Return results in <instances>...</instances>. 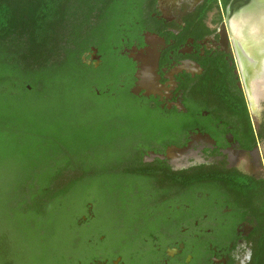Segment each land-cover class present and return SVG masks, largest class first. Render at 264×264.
<instances>
[{"label": "flooded vegetation", "instance_id": "obj_1", "mask_svg": "<svg viewBox=\"0 0 264 264\" xmlns=\"http://www.w3.org/2000/svg\"><path fill=\"white\" fill-rule=\"evenodd\" d=\"M228 5L133 0L116 47L131 72L103 93H126L138 116L109 152L106 217L99 205L79 220L74 264H264V79L251 85L249 127L232 108L234 94L249 103ZM84 60L102 57L92 48ZM198 170L204 188L187 189L180 173L196 185Z\"/></svg>", "mask_w": 264, "mask_h": 264}, {"label": "trees", "instance_id": "obj_2", "mask_svg": "<svg viewBox=\"0 0 264 264\" xmlns=\"http://www.w3.org/2000/svg\"><path fill=\"white\" fill-rule=\"evenodd\" d=\"M132 5L0 0V264H74L88 199L110 206L109 152L139 106L103 91L131 72L116 47L121 25L134 22ZM92 48L98 66L84 60ZM232 108L252 126L244 94H234ZM189 174L180 173L184 186L203 189L205 172H194L196 185Z\"/></svg>", "mask_w": 264, "mask_h": 264}, {"label": "water", "instance_id": "obj_3", "mask_svg": "<svg viewBox=\"0 0 264 264\" xmlns=\"http://www.w3.org/2000/svg\"><path fill=\"white\" fill-rule=\"evenodd\" d=\"M264 0H231L227 8L226 24L228 31L233 39L234 48L239 62L240 73L242 74L244 87L251 111L249 96L251 94V85L253 83L262 81L264 79V35L263 31H258L259 39H255L254 33H251L249 27L243 32L244 43L248 50L251 51V56L246 57L237 43L235 34L233 32V25L241 17H252V19L264 18ZM248 23V22H247ZM249 26V25H248ZM254 61L256 71L253 73L250 70L247 60ZM144 69V68H143ZM150 71L148 67L144 69V80L152 83V78L149 76ZM252 112V111H251Z\"/></svg>", "mask_w": 264, "mask_h": 264}, {"label": "bare ground", "instance_id": "obj_4", "mask_svg": "<svg viewBox=\"0 0 264 264\" xmlns=\"http://www.w3.org/2000/svg\"><path fill=\"white\" fill-rule=\"evenodd\" d=\"M263 5H264V3H263ZM246 27H249L252 34L254 33L256 40L257 39L260 40V37L258 36L259 35L258 31H263V35H264V18L260 17L259 19H252V17L245 18L243 16V17L239 18V20L232 27L238 45L240 46L244 55L246 57H249V56H251V51H249L247 46L245 45L244 36H243V32L246 30ZM247 62L249 64L250 70L254 73L256 71V69H255L256 65H254L255 64L254 61H250V59H249V60H247Z\"/></svg>", "mask_w": 264, "mask_h": 264}, {"label": "rangeland", "instance_id": "obj_5", "mask_svg": "<svg viewBox=\"0 0 264 264\" xmlns=\"http://www.w3.org/2000/svg\"><path fill=\"white\" fill-rule=\"evenodd\" d=\"M251 112V111H250ZM252 113V112H251ZM262 113V112H261ZM130 115V114H129ZM264 116V111H263V114H261L260 116ZM99 116V115H98ZM251 116L253 117V114H251ZM259 116V117H260ZM129 117H131V118H134L135 117V114H131ZM98 119H101L102 117H101V115L99 116V117H97ZM130 118V119H131ZM254 121H255V119H254ZM262 149H263V151H264V144L262 145ZM82 195H80V196H78V197H74L72 200H71V203H70V205L71 206H73L78 200H80L82 197H81ZM98 199H99V196L97 195H95V194H93V195H91L90 196V198L88 199V200H91L94 204H95V206L93 205V203L92 202H88L87 204H86V206H85V208H84V210H83V212H81L80 214V217H79V220L80 219H82L83 217H87L86 215H88V213H89V211L90 212H95V207H96V210L98 209V211H100V209L99 208H101V207H99L98 208V206H97V201H98ZM99 203V202H98ZM102 213H104L103 214V219L106 217V206H104L103 207V209H102ZM104 230H107L108 229V227H106V226H104V228H103ZM70 235V234H69Z\"/></svg>", "mask_w": 264, "mask_h": 264}]
</instances>
